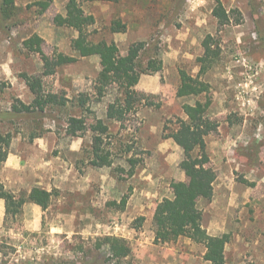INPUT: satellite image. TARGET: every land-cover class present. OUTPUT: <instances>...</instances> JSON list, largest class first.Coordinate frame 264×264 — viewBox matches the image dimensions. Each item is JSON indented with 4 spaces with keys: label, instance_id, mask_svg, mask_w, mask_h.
<instances>
[{
    "label": "rangeland",
    "instance_id": "1",
    "mask_svg": "<svg viewBox=\"0 0 264 264\" xmlns=\"http://www.w3.org/2000/svg\"><path fill=\"white\" fill-rule=\"evenodd\" d=\"M46 1L16 0L15 15L0 22V134L11 135L7 157L14 153L29 170L39 166L42 171L53 163L65 173L53 177L40 172L36 178L60 186L51 187L60 193L46 210L26 203L20 220L6 228L4 205L0 207V264H109L106 249L96 247L104 236L125 239L134 264H210L203 259L204 246L187 238L155 243L152 226L156 204L172 197L171 182L185 180L183 150L164 136L177 128L178 118L186 119L183 104L204 100L203 95L178 98L176 91L180 69L197 76L196 58L203 54L206 35L214 36L220 47L218 63L202 77L212 99L207 116L218 124L205 138L206 149L217 190L228 183L230 194L224 198L217 191L211 201L201 200L197 206L209 235L230 237L224 264H264V0H219L242 17L239 25L227 26H219L212 16L216 0H81L84 12L95 19L88 29L94 40L114 42L121 55L130 44L142 42L146 50L141 64L154 52L162 62L160 72L140 76L134 87L140 102L134 110L114 120L106 119V108L120 93L112 86L95 101L99 58L78 57L70 47L77 32L54 24L56 15L65 14L66 0H51L41 12ZM117 18L126 25L123 33L109 31ZM33 34L43 39L45 54L78 58L43 78V89L71 100L69 108L13 111L16 100L29 104L34 97L21 74L43 71L39 56L22 47ZM80 94L88 95L89 108L109 125L111 167L76 165L82 150L90 147L92 131L69 137L64 119L68 113L80 114L74 106ZM146 102L159 107L144 106ZM88 122L89 128L94 122ZM33 134L41 137L30 141ZM131 157L138 162L129 176ZM68 181L78 186L64 188ZM123 197L126 204L120 210ZM138 217L144 221L136 228Z\"/></svg>",
    "mask_w": 264,
    "mask_h": 264
},
{
    "label": "trees",
    "instance_id": "2",
    "mask_svg": "<svg viewBox=\"0 0 264 264\" xmlns=\"http://www.w3.org/2000/svg\"><path fill=\"white\" fill-rule=\"evenodd\" d=\"M48 0L42 3L41 12L49 5ZM95 1V0H90ZM16 0H0V22L11 19L16 12ZM65 14L56 15L53 22L58 27H67L75 30L77 36L70 41L71 49L78 57L85 58L97 56L99 58L100 71L93 83L95 101H99L109 87L116 86L120 98L109 103L106 108V119H121L125 113L134 110L140 102L134 87L138 84L141 75L155 74L161 71L162 62L158 53L154 52L146 62L141 64V56L146 50L142 42L132 43L121 55L114 42L94 40L88 29L95 23L91 14H86L81 6V0H66ZM212 16L219 26L230 24L239 25L242 17L239 11H227L223 4L215 1L212 8ZM126 25L119 19L111 21L109 31L111 33H123ZM43 39L33 34L22 42V47L28 52L37 54L42 62L41 75L31 76L21 74L26 82L33 99L29 104L16 100L13 111L20 113L44 112L47 109L69 108L71 100L56 92L43 89V78L55 74L58 68L75 63L78 58L65 55L61 52H53L47 55L42 49ZM203 54L196 58L199 71L196 77L186 71L179 70V86L176 91L178 98L187 96H204V100L196 101L193 105L183 104L182 111L186 119L178 118L177 128L165 134L164 138L172 139L179 145L184 154L181 168L185 175L184 181H173L170 184L172 198L163 199L155 206L152 226L154 242L159 244L173 243L184 237L196 244H202L205 248L203 259L210 264L225 263V246L229 242V235H209L202 225V212L198 208L201 200L211 201L214 196V183L217 178L215 170L210 165V157L206 149L205 138L217 130L218 124L207 116L212 99L209 96L210 85L202 80L219 61L220 47L214 36L206 35L201 42ZM143 96V95H142ZM89 97L80 94L74 106L80 110L79 115L68 113L65 115L64 133L72 138H80L88 130L92 131L91 144L88 149L82 150V156L76 161L77 167L89 165L96 168L111 167L113 158L109 148V139L112 136L107 121L95 116L89 108ZM144 106L158 108L153 102H146ZM94 123L88 128V121ZM41 136L31 135L30 141ZM11 141L9 133L0 134V168L5 161ZM108 142V143H107ZM130 150V147L127 148ZM130 165L127 173L132 176L138 160L131 157L127 160ZM120 171H124L120 169ZM252 187L254 183L243 181ZM60 191L52 189L47 191L40 187H33L29 192L15 194L7 190L0 182V199L4 202L3 226L10 228L20 220L23 206L32 203L42 210H46ZM126 197L121 198L118 207L124 210ZM144 221V217H138L135 227ZM136 223L138 225H136ZM97 249H106L109 264H134L131 257V249L126 240L117 236H104L96 243ZM74 264V263H70ZM86 264V263H84Z\"/></svg>",
    "mask_w": 264,
    "mask_h": 264
},
{
    "label": "crops",
    "instance_id": "3",
    "mask_svg": "<svg viewBox=\"0 0 264 264\" xmlns=\"http://www.w3.org/2000/svg\"><path fill=\"white\" fill-rule=\"evenodd\" d=\"M26 166H27V164L24 166H23V164H21V158L20 157H18L14 153L13 154L10 153L8 155V157L5 159L3 166L1 168L0 182L3 183L4 187L8 190L24 189L27 192H29L30 189L33 187H40V188L45 189L47 191H51V187H56V185H54V184L53 185H45L42 182H40L39 180H36L39 173L40 172H42V174L46 173V174L53 176V177L57 176V173H58V176L64 175V173H65V168H61V170L59 168L56 169L54 167L53 163L48 168H46V167L44 169L42 168V171H41V168H39V166L34 167L33 168L34 170H29ZM40 167H43V166H40ZM8 170H10V173ZM8 176L15 177V179L12 180V182H11V180H7ZM141 177L142 176L140 175L139 179H144ZM72 186L76 187L78 185L75 183H72L71 181H68L64 184L63 187L70 189ZM228 187H229L228 183H225V185L221 186L220 190H217L215 183H214V196L216 195L217 191H219L222 194V196H223V194L225 195L224 196V198H225L227 196V194H230L229 191L227 190ZM56 188H60V186L56 187ZM159 189H161V187ZM170 195L172 196V193L170 194V190H169V197H170ZM3 205H4L3 200L0 199V207H2ZM32 205H34V204H32ZM34 206H36V205H34ZM136 207H137V205H136ZM221 235H212V236H221Z\"/></svg>",
    "mask_w": 264,
    "mask_h": 264
}]
</instances>
